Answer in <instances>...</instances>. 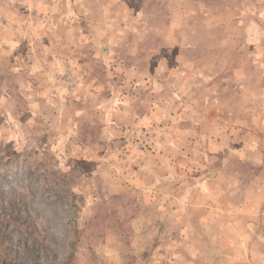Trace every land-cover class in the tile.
Masks as SVG:
<instances>
[{
  "label": "rangeland",
  "instance_id": "obj_1",
  "mask_svg": "<svg viewBox=\"0 0 264 264\" xmlns=\"http://www.w3.org/2000/svg\"><path fill=\"white\" fill-rule=\"evenodd\" d=\"M7 213L0 264H264V0H0Z\"/></svg>",
  "mask_w": 264,
  "mask_h": 264
},
{
  "label": "trees",
  "instance_id": "obj_2",
  "mask_svg": "<svg viewBox=\"0 0 264 264\" xmlns=\"http://www.w3.org/2000/svg\"><path fill=\"white\" fill-rule=\"evenodd\" d=\"M2 220H5L9 224L14 223V224L19 225L20 227H22V229L25 231L24 234L27 237H33L34 236L32 230H31L30 223L29 224H27L26 222L25 223H20L18 221L19 220V216L13 217L12 215H10V214L7 213V214H4L3 215V219H0V224L1 225H4V222ZM8 230H9L8 227H3V229L1 230V232L7 235L8 234L7 233Z\"/></svg>",
  "mask_w": 264,
  "mask_h": 264
}]
</instances>
